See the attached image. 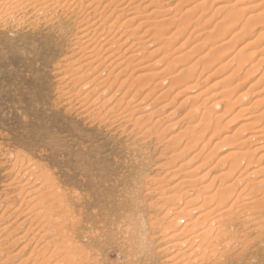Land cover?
I'll return each instance as SVG.
<instances>
[{"label":"rangeland","instance_id":"1","mask_svg":"<svg viewBox=\"0 0 264 264\" xmlns=\"http://www.w3.org/2000/svg\"><path fill=\"white\" fill-rule=\"evenodd\" d=\"M155 1L153 3L152 0L151 4L153 5L157 2L158 6L163 5V8L166 7L167 9L166 14L156 18L153 15L146 17L148 10L143 11L141 13L143 16H141L140 20L145 25L143 23H141L142 27L138 25V29L136 28V31H133L134 33L131 31L124 33L127 37L130 34H133L134 37L132 35L129 36L126 40V42L128 41L125 45L126 48L123 47L121 49L124 51V48L125 50L128 47L131 48L128 44L135 41L140 36L139 33H142L143 30L146 31L148 28L150 29L147 30L149 32L142 34L144 38L152 36V39L150 38L151 42L155 43L152 44L153 47L145 46L146 48L141 49V53L136 57L137 59L130 60L132 63H128L130 61L127 60L129 66L124 62L121 68L110 67V69H106L108 72L102 73L103 79L106 76L107 81H109L102 85L106 89L109 88L108 96L106 97H109L111 92L116 94L110 95L114 98H121V96L124 98L126 96V99L122 100V107L127 106V108H132L134 111L130 123L125 122V124H129L126 128L123 127L124 123L112 125L111 120H109L110 123L109 121L101 120L100 117L92 113V110L88 114L85 113L84 107L80 102L71 96L73 93L64 92L66 91L64 89L69 88L66 79L68 77L63 78L64 72L59 71L68 62L78 57L74 47L78 34H80L78 29L80 18L78 16L66 11L64 14H55L54 19L50 20L44 19L42 15H36L35 17L34 12L31 13L28 10L22 20H20L19 16L9 19L0 18V264H31L33 262L30 255L32 254L31 251H34L33 248L36 247L35 251L38 252V247L43 242V240L37 241V238L30 239L33 233L27 229L29 228V223H22V220L29 213H27L29 206H23L22 210L24 212L20 213V203H22L20 195L23 193L20 194V192L18 198L14 189L7 184L14 179L19 163L23 167L28 165L33 174L39 176L40 182H48V184L54 185L58 191L65 193L68 203H72L76 197H79V204L86 205L83 213L90 220H93V225L97 228L96 236L100 237V232L102 235L101 243L98 244V253L91 251L96 254L92 255L97 257V264L101 262L102 264H173L175 258L172 257L173 261L169 260L173 252L165 250V245L170 241L168 242V239L165 238L168 232L162 234L164 226L177 206V209L180 210L185 207L187 209L198 207L201 204L200 198L194 200L196 191L187 192L188 194L190 193L188 196L185 193L188 187H186L187 184L178 183V178L185 176L196 178L197 173L200 176V174L206 172L208 174L201 176V180L197 176L195 184L199 186L202 183L211 182L221 171H226V169L221 168L223 167L221 164L224 161L232 160L233 156L229 155L231 149L236 147L235 145L240 138L247 137L246 135L250 134V126L239 128L244 115L250 110L258 109L263 116H260L262 118H258L257 121L260 119L264 120V114L261 112V110H264V0ZM200 1L201 3H198ZM193 4H196V6H193ZM157 19H163L159 22V24L162 23V26L153 25V21ZM146 20L147 24L145 23ZM149 22H152L151 25ZM209 30L210 33H208ZM159 31L160 35H158ZM126 35H124V38H126ZM249 42L251 45H249ZM246 43H249L247 44L248 47L245 45ZM156 48L158 49L157 51L155 50ZM121 49L119 51L117 49L120 54ZM151 50H155V53L152 51L153 54L151 52L149 54L148 52ZM239 52L242 55L249 52L248 56L251 57H243L244 55L242 56ZM65 56L66 59H64ZM139 57L143 60L141 61ZM157 58L161 59L157 63L160 66H149ZM118 60L119 62L123 61V58ZM135 60L139 61L140 64L134 65L136 63ZM241 63H244L245 66H241L243 65ZM145 64L146 69L143 66ZM141 66L143 68L140 70L139 67ZM154 66H158L160 69L164 68L162 70L165 76L163 75V80L160 82L161 85L154 78H137L136 75L140 74L143 69L149 71ZM189 66H192V70ZM124 67H126L125 73L123 72ZM185 67H188L186 71ZM242 68H248V72L246 73L247 75L245 74L237 80L238 87L235 89L230 87V91L224 88L225 92H223L224 85L229 81H233ZM120 69L123 71L121 72ZM165 69L167 71L164 72ZM187 70H195L193 71L195 74L193 75L189 71L190 75ZM119 72L121 74H118L117 82L114 78ZM177 73L178 76L176 77ZM94 75L95 73L91 77ZM179 77L182 78V82H180ZM121 79L123 86H121ZM226 81L228 82L226 83ZM145 82L147 83L145 84ZM127 89L128 91H126ZM63 92L68 94L69 98ZM123 92L127 95L123 94ZM221 93L224 96L225 94L227 95L224 97ZM239 93H242V97H238ZM70 96L72 99H70ZM131 97H133V100L130 99ZM212 99L217 101H215L217 103L216 106H210ZM127 100H129L130 105H126L125 101ZM136 104L139 105L136 107ZM140 104L146 107L150 104V107L147 108L148 112L146 110L147 114L150 115L135 121L136 115L140 113L142 115L144 107ZM156 105L158 108H156ZM192 105L200 107L199 112L196 107V116L189 111L190 109L195 111V108H191ZM188 107L189 110L187 112ZM211 107L213 111H211ZM241 107H243L244 113H238L239 109L241 112ZM244 107H247V110L249 108V110L245 111L246 108ZM204 110L207 111V114H210H208L210 117L209 121L203 117L202 111ZM89 114L93 116L91 117ZM100 115L103 116L102 113ZM185 115L190 117L185 118ZM193 118L195 119L193 120ZM188 119H191V122ZM211 119L212 123L214 122L213 126L216 128V132L212 123H208L211 122ZM204 120L207 121L206 124H204ZM187 121L191 125H197V123L199 125H197V128L191 126L190 130H188L185 126ZM134 123H137V125H134ZM259 123L257 122L258 125L256 124V126H261L264 121ZM209 124V128L214 131L204 127L206 130L209 129L208 132L205 129L202 130L204 136H202L203 134H198V131L195 132L197 129L201 131L204 125L207 127ZM183 128L184 133L182 132ZM191 130L192 134L190 133ZM202 131L199 133H202ZM194 132L196 137H194ZM171 135L177 136V140H179V135H181L180 138L187 136L179 140L185 141L181 143L183 145V147L181 145L183 155L178 156V158H171V154L175 153L173 149L178 145L176 144L175 146V143H168L167 138ZM189 135L194 138H190ZM225 135L229 137H224ZM197 136L198 138L200 137L201 141L197 139ZM189 138L191 140L196 138L197 142L199 141L196 143L197 145L195 144V147H192L194 144L190 146L192 141ZM186 140H189V143ZM249 141L243 144L244 147L255 146L254 141L250 143ZM193 142L195 143V141ZM187 144L191 148L188 147L189 152L187 151ZM178 150H181V148ZM196 153L198 155H193ZM255 154L258 155V152ZM248 160L236 163V167L238 166L240 170L234 173V178L236 176L240 177V175L241 177L245 176L246 172L242 173L241 171L249 168L245 166L246 162L252 165L256 164L255 159L252 162ZM261 162L264 163V159H261ZM12 163L13 166H11ZM157 165L158 167H156ZM247 165L249 164L247 163ZM243 166L247 167V169ZM183 172H188V174ZM17 175L21 176L20 174ZM19 176L16 177L19 178ZM246 178L242 177L243 181L240 182L241 184L235 187L236 192L232 197H229L230 202L237 198V192L243 199L238 198L241 203L248 199L246 197L250 193L254 196V193L252 194L253 189H245V192L251 191L248 196L244 189L240 190L246 183L250 185V183H253L252 180L256 179L253 176ZM23 181L25 182L26 178H23ZM218 181L213 184L211 182L212 185L209 189L214 190L217 188V184L220 183ZM249 181L251 182L249 183ZM40 182H38V186L41 185ZM239 190L242 193L241 195ZM183 191L186 195L182 194ZM175 193L181 194L178 197L180 200L174 199L177 196ZM243 193L245 194L243 195ZM173 194H175L174 200L171 197V195L174 196ZM166 195H168L169 201H165ZM187 197L191 198H189L190 202ZM159 198L160 200H158ZM211 199L216 200V197H211ZM168 207H171V210L167 214L165 211L169 209ZM200 209L198 208V211L190 214V217L195 219L196 213ZM232 211H235L234 207L231 208ZM213 214L215 215V213ZM148 216L151 217L149 218ZM131 218H138V221L131 220ZM240 219L243 218L232 220L234 223L231 221L230 223H232L233 229H235L234 226L237 228V233L239 234L236 235H239L238 238L235 235L232 237L235 240H239L240 244L242 243L240 246H245L244 248L242 247L243 252H241L239 244L235 243V240H231V237V241L226 239L227 242L230 241L229 247L221 244L226 240L219 244L217 243L218 255L216 257L220 256L219 258L212 257L213 260L210 259L212 261H204L203 264H210L211 262L213 264L214 261V264L264 263V260H260L261 258L257 259L256 252L253 250L256 248V243L260 238L257 230H255L256 227L249 222H247L249 225L247 223L239 225ZM150 221H154L153 223L156 225L153 224L150 227ZM130 222H137L138 227L135 229L130 228ZM185 222L186 220L182 223L180 222V225ZM118 223L120 224L119 228L116 227ZM230 223H227L226 227L232 228ZM141 227L144 230L148 228L146 229V233H148L147 239L141 238L140 241H132V231ZM121 229L122 231L119 233L118 230ZM233 229L231 230L235 231ZM240 230H244V235ZM255 235H258L259 238L255 237ZM243 236L244 238L240 241ZM245 237L249 241H246ZM129 241H131L132 246H128L127 243ZM122 243L125 245L124 247ZM233 244L237 247L235 248ZM193 245L192 249H195L198 243ZM221 246L224 248L222 247L221 249ZM130 247L131 249H129ZM17 251L19 253L16 254L15 252ZM236 252H241V256L238 253L237 255ZM224 253L226 254L224 255ZM29 255L31 258L28 261L25 257Z\"/></svg>","mask_w":264,"mask_h":264},{"label":"bare ground","instance_id":"2","mask_svg":"<svg viewBox=\"0 0 264 264\" xmlns=\"http://www.w3.org/2000/svg\"><path fill=\"white\" fill-rule=\"evenodd\" d=\"M151 1L150 0H0V18L1 19H3V18L9 19V18H13L14 16H17V17L19 16L20 20H22V19H24L25 14L27 13L28 10H30L31 13L34 12L35 17H36V15H42L44 17V19L47 18L50 20L54 19L55 14H57V13H63L64 14V12H66V11H67V13L69 12L70 14H74L75 16H78L80 18L79 27H78L80 34H78L79 36L77 37V42L75 43L76 45H74V47L76 48V53L78 54V57L76 56L77 57L76 59L73 58L75 60L68 62L67 65L63 68L64 70L62 69L59 71V72H64L63 78L68 77L66 79H67V84L69 85L70 89L66 88V89H64V90H66L64 92L68 93V94L73 93V94H71V96H73L74 99H76L80 102V104L84 107V108L83 107L82 108L85 110V113L88 114V112H90L92 110V113H94L97 117H100L101 120H104L105 122H108L109 120H111L112 125H115V123H117V124L124 123L123 127L126 128L129 125L127 123H130V120L132 119L131 117L134 114L133 113L134 111L132 108H127V106L122 107V104H123L122 100L126 97L125 95H127V94H125V92H123V94H125L124 98H123V96H121V98L115 97L116 98L115 99L113 96H110V95H116V94H113L112 92L110 94V92H109V94H110L109 97H106V96H108L107 92L109 91L108 90L109 88L106 89L102 86L107 81L106 76H104L105 78L103 79L102 73L105 72L107 68L110 69V67H112V68L116 67L115 69H117V67L121 68V66L123 65L124 62H126V64L129 66L128 63H132L131 62L132 60L137 59L136 57L138 56L139 53H141L140 52L141 49H144L145 46L146 47L152 46V44L154 43V42L153 43L151 42L152 36L150 37L148 35L149 38L145 37L146 38L145 39L143 34H142L144 32H149V31H147V30H150L149 28L146 31L143 30L142 33H139L140 36L135 41H133L131 43L132 45L128 44L129 46H131V48L128 47V48H130L129 50H128V48H127V50H125V48H126L125 45L128 42V41L126 42V40L129 36H131V35L133 36V34L128 35V37L126 34H124V33L130 32V31L132 33H134L133 31L136 28L138 29L137 26L141 25V23H143L140 20L141 16H143V15H141V13L143 11H145L146 9L148 10V12L146 13V17L153 15L156 18V17H159L161 15L166 14L165 13L167 11L166 7L163 8V5L158 6V4L156 2L157 0L155 1L157 5L156 4L152 5ZM153 3H154V0H153ZM198 3H201V1ZM196 4H193V6H196ZM193 6H191V7L193 8ZM175 7H176V5H175ZM192 8H190V9H192ZM169 9H170V7H169ZM186 11H188V10H186ZM167 15H168V13H167ZM68 16H69V14H68ZM17 20H19V19L17 18ZM162 20L157 19V20L153 21V25L154 26H156V25L162 26V23L159 24V22ZM135 23H136V25L134 26ZM145 23L146 24L148 23L147 20ZM149 23L151 25L152 22H149ZM141 27H142V25H141ZM150 27H152V26H150ZM208 33H210V30ZM193 34H194V32H193ZM124 35H126V38H124L125 37ZM144 35H146V34H144ZM158 35H160V31H159ZM154 36H156V35H154ZM158 37H160V36H158ZM167 38H168V36H167ZM157 42L159 43V41H157ZM117 43H119V44H117ZM249 43H246L245 45H247ZM224 44H225V42H224ZM249 45H251V43ZM123 47H125L124 51L121 49ZM180 47H181V45H180ZM247 47H248V45H247ZM117 49H118V51H119V49H121L123 51V53L120 50V52H121V54H120L117 51ZM155 50L157 51L158 49L156 48ZM155 50L154 51L151 50L148 53L150 54V52H151V54H153V52L155 53ZM239 53L241 54V52H239ZM248 54H250V53L246 52V53H243L244 56L242 54L241 55L243 57H246V56H248ZM67 56H69V55H67ZM248 57H251V56H248ZM119 58H123V61L119 62V60H118ZM64 59H66V56ZM140 59H138V60L140 61ZM157 59L153 63L151 62L152 64L150 63L149 66L158 65L157 63H158V61L160 62L161 59H158V60ZM127 60H129V61L131 60V61L127 63ZM142 60L143 59H141V61ZM247 60H245V61H247ZM117 61H118V63H117ZM139 61L135 60L136 63L134 65H139L140 64ZM261 61H262V59H261ZM244 63H241V64H243L241 66H245ZM143 66L146 69V64ZM143 66L139 67L140 70H141V68H143ZM158 66H160V64ZM158 66H156V67L154 66V68H151V70H149V71H146L143 69L140 74L136 75L137 78H139V79L154 78L157 80L158 84L161 85L160 82H161V80H163V75H164L162 69H164V68L160 69V67H158ZM163 66L166 68L165 65H163ZM125 68L126 67H124V71L120 69L121 72L123 71L125 73ZM187 68L188 67H185V71ZM182 69H181V71H182ZM191 70H192V68H191ZM165 71H167V70L165 69L164 72ZM189 71L190 70H187L188 74H190V72L193 73V71H195V70L190 71V72ZM106 72H108V70ZM247 72H248V68L247 69L242 68L240 70V72L238 73L237 77L233 81H229V82L226 81V83L227 82L228 83L226 85H224L225 87H223L222 91L224 90L223 92H225L224 88H227L228 89L227 91H230V87H231V89H235L236 87H238L237 85H239V84H238L237 80L242 78V76L245 75ZM94 73H95V75L93 77H91V75ZM96 73H98V74H96ZM178 73H177V75H175L176 77L178 76ZM180 73H182V72H180ZM110 74L112 75V73H110ZM113 74H114V72H113ZM118 74L120 75L121 73L119 72V73H117V75H115L116 78H114V79H116V81H117ZM194 74L195 73H193V75ZM183 75H184V73H183ZM185 76H186V73H185ZM185 76H184V78H185ZM193 77H191V78H193ZM179 79H180V82H182L181 81L182 78L179 77ZM193 79H195V78H193ZM124 80H125V78H124ZM120 81L122 82V79ZM173 81H174V78H173ZM184 81H185V79H184ZM191 81H189V82H191ZM107 82H109V81H107ZM221 82H222V80H221ZM146 83L147 82H145V84ZM154 83H155V81H154ZM65 84H66V82H65ZM121 86H123V82H122ZM190 86H192V85H190ZM64 87H66V86H64ZM130 89H129V91H131ZM126 91H128V89ZM164 92H165V90H164ZM130 93H128V94H130ZM227 93H229V92H227ZM68 94H65V95H67L66 97L69 98ZM215 94H216V92H215ZM215 94H214V96H215ZM221 95H223V94L221 93ZM226 95L227 94H225V96ZM228 96H227V98H228ZM238 97H242V93H239ZM189 98H191V97H189ZM70 99H72V97ZM130 99L133 100V97H131ZM215 101L213 100L210 106H216L217 101L216 102ZM125 103H126V105H130L129 100L125 101ZM138 105L136 104V107ZM143 105H141V106H143ZM149 105H147V106L150 107ZM69 106H70V104H69ZM143 107H144L143 111L141 110L142 115H141V113L139 115H136L135 121H139V119H141V117H145L146 115L147 116L150 115V114H147V112H148L147 108L148 107H146V106H143ZM162 107H163V105H162ZM196 107H197L198 112H199L200 107L194 106V105H192L191 108L192 109L195 108V111L191 110V109L189 110V107H188L187 112L189 110L193 115L196 116L197 115ZM156 108H158L157 105H156ZM244 108H246L245 111L249 110V108L247 110V107H244ZM205 109H207V108L205 107ZM241 109H242L241 112H240V109H239V112L238 111L237 112L238 113H244L243 107H241ZM146 110H147V112H146ZM208 110H209V108H208ZM211 111H213L212 107H211ZM263 111L261 110V112L264 114ZM206 112L207 111L204 110V111H202V114H203V117L205 119H207V121H209L210 120V117L208 116L209 113L207 114ZM259 112H260V110H258V109L253 110V111H251V110L248 111L247 114L244 115V119L240 122L239 128H245L247 126H250V129H251L250 134L248 133L249 135H246L247 137L240 138L239 142H237L235 145L236 147L231 149V152L229 153V155L233 156L232 160L230 159L231 161L230 160H228L226 162L224 161V163L221 164V165H223V167H221V168L226 169V171H221V173L219 175H217L215 178H213L211 180L212 184L215 183V181L219 180L218 183L219 182L220 183L217 184V188H215L214 190L209 189V188H211V185H212L210 181H209V183L207 182V183L200 184L201 186L196 185L195 182H197L196 179L198 178L197 176H199L198 173H197V176H195L196 178L187 177V176H185L183 178H178V181H177L178 183H180V184L186 183L187 184L186 187L188 186L185 193L191 192V191H196L195 192V199L194 198H192V199L196 200V198L197 199L200 198L199 200L201 203L200 204L201 207L198 206V207H194V208H190V209H187L185 207V208L179 210V209H177L178 206L177 207L175 206L176 209L174 211H172L173 213L171 215V218H169V220H167L166 225L164 226L162 234L164 232H166V233L168 232L165 235V238L168 239V242L170 241L169 243H167L165 245V250H171L173 252V255H171L170 256L171 258H169V260L170 259L172 260V257L175 258V261L172 260L173 264H181V263L182 264H203L204 261L208 262L210 259L213 260L212 257L215 258L216 255H218L217 254V252H218L217 251V248H218L217 243L219 244L221 242H224L226 239L230 240L231 237L234 235L236 236V238H238L239 235H236V234H239V233H237L236 226H234L235 229H233L232 223H234V222H232V220H236L239 218H243V219H240L241 221L238 222L239 225L240 224L244 225V223L246 224L247 222H249L251 225L256 227L255 230H257L260 238L258 237V235H255V237L257 236V238H259V239H258V242L256 243V248L253 250H255V252H256L257 259L261 258L260 259L261 261L264 260V163L261 162V159H264V123L262 124L263 126L262 125L256 126L257 122L259 123V122L264 121V120L260 119L261 121L260 120L257 121L258 118H262L260 116H263ZM101 113L103 114V116L100 115ZM149 113H151V112H149ZM185 116H186L185 118L190 117L188 115H185ZM218 116H220V115L218 114ZM194 119L195 118H193V120ZM190 120L191 119H188L189 122H191ZM188 121L185 124V126L188 130H190L189 128L191 126L194 128H197L198 127L197 125H199L197 123V121H195L197 123V125H191L190 123H188ZM207 121H205V123L204 122L203 123L206 124ZM125 122H127V123L125 124ZM109 123H110V121H109ZM208 123H212V119H211V122H208ZM213 123H212V126H213ZM134 125H137V123H134ZM185 126H184V128H185ZM204 127L209 128L210 124L207 127L204 125L203 129H201V131L205 129ZM184 128H183L182 132L184 131ZM199 128H201V127L199 126ZM209 129H207V130L205 129V131L208 132ZM213 129L216 132L215 126H213ZM192 130L190 131V133L192 132ZM199 130L197 129V130H195V132L198 131V134H203V131H202V133H199V132H201ZM210 130H212V129H210ZM214 130H212V131H214ZM123 131H124V129H123ZM195 132H194V137H196ZM198 134L196 133V135H198ZM211 134H212V132H211ZM213 134H215V133H213ZM180 136L181 135H179V140L181 138L184 139L187 137V136L185 137L182 135L184 138L183 137L180 138ZM202 136H204V134ZM192 137L193 136H190V138H192ZM224 137H229V136L225 135ZM176 138H177V136H174V135H171L170 137L167 138L168 143H170V144L175 143L174 144L175 146H176V144H178L177 147L174 148L175 150L172 148L173 151H175V153L171 154L172 157L170 155L171 158H173V157L178 158V156L183 155V150H182L183 145L181 143L182 142L184 143L185 140L179 141ZM197 139L199 141H201L200 137L198 138V136H197ZM197 139L196 138H195V140L190 139V141H192V143L190 142V146H192V144H194L192 147H195V144L199 142V141L197 142ZM249 140H252V141H249ZM186 141H188L187 143H189V140H186ZM193 141H195V143ZM248 141H249V143L254 141L255 146L247 147V148L244 147L243 144L247 143ZM185 144H186V142H185ZM181 145H182V147H181ZM186 146L188 149L187 151L189 152L190 147L188 146V144ZM204 146H206V145H204ZM180 148H181V150H178ZM196 152L198 153V151H196ZM256 152H258V155L255 154ZM197 153L193 154V155H198ZM199 153H200V151H199ZM254 159L256 160L255 161L256 164L252 165L251 163L246 162L245 166H247L249 168L247 169V167L245 168L243 166L247 170L244 169L245 171H241V172L242 173L246 172V174H245L246 177L253 176V178H256V179L252 180V182H253L252 184L250 183L251 181H249L251 186L245 182L246 183L245 186L240 188V190L244 189V192H245V189L246 190L247 189H251V190L253 189L252 194L254 193L253 194L254 196L251 195V193H250L251 191L250 192L246 191L247 196H248V193H250L249 196L246 197L248 199H246L243 196V198L246 200L241 203L240 201L243 199L239 196V194L237 192V198H234L230 202L229 197H232V195L235 194V192H236L235 187H237V185L241 184L240 182L243 181L242 177L246 178L245 176L241 177V175H240V177L236 176L234 178V175H235L234 173H237L240 170V168L238 166L236 167V163H238V162L240 163L242 161H247V160L252 162ZM172 160H174V159H172ZM15 163H16V161H15ZM247 163L251 166L247 165ZM19 164H21V163H19ZM19 164H18V169H17L18 171H17L16 175L14 176V179L11 180L12 182L10 181L7 184H9L10 188L14 189L15 193H17L16 194L17 197L19 196L20 192H21L20 194L23 193L22 194L23 196L20 195V197H22V200H21L22 203H20L21 204L20 213L24 212L22 210L23 206H25V205L29 206L27 209V213L28 212L29 213L22 220V223H25V222L29 223V228H27V229L33 233V236L30 239L37 238L38 239L37 241L43 240L42 245H40V247H38L39 250L37 248L38 252L35 251L36 247L33 248L34 251H31L32 252V254H30L32 257L31 260H33V262H31V264L32 263L33 264H97L98 263L97 257L93 256L96 254H93L92 252L95 251L96 253H98L97 252V251H99L98 244L101 243L100 241H101L102 235L100 232V235H99L100 237L96 236L97 228L93 225V223H94L93 220L92 219L90 220L83 213V212H85L84 208L86 207V205L79 204V202H80L79 197H76V199H74V201H72V203H68L65 193L63 194L61 191H58V189H56L54 187V185L48 184V182H43V183L40 182L39 176H37L36 174H33L32 170L28 167V165H27V167L26 166L23 167L22 164L21 165H19ZM204 164H206V163H204ZM228 165H229V167H228ZM11 166H13V163ZM156 167H158V165ZM12 169H14V168L12 167ZM209 169L211 170V168H209ZM241 169L243 170V168H241ZM193 170H195V169H193ZM196 170H197V168H196ZM175 171H176V169H175ZM191 172H190V174H192ZM183 173L185 174L186 172H183ZM17 174H20L21 176H19ZM186 174H188V172ZM207 174L208 173H206V172L200 174V176H199L200 180L202 178L201 176H205ZM239 174H240V172H239ZM16 176H19V178H17ZM23 178L24 179L26 178L25 182L23 181ZM41 181H43V180H41ZM38 182H40L41 185L38 186ZM174 186H178V185H174ZM196 186H198V187H196ZM152 190H153V188H152ZM156 191H154V192H156ZM176 193H177V191H176ZM185 193L183 191L182 194L184 195ZM239 193H240V195L242 194L241 191ZM245 193H243V195ZM175 194H173L174 196L171 195L172 199H173V197H175ZM189 194H188V196H189ZM176 195L177 196L174 198L175 200L179 199L178 197H180L179 195H181V194H179V195L176 194ZM211 197L212 198L216 197V200L211 199ZM165 198H166L165 201H169L168 195H166ZM169 198H170V195H169ZM189 198H188V201L190 202ZM238 198L239 199L241 198V200L239 201ZM158 200H160V198ZM211 200H213V201H211ZM228 202H230V203L228 204ZM238 202H240L241 204ZM172 203H173V201H172ZM189 205H188V207H189ZM233 207L235 208V211L231 212V208H233ZM170 208L167 211H165L167 214L170 213V210H171ZM198 208H201V209L198 213H196L195 219H193L194 217L193 218L190 217L191 216L190 214H192L194 211H198L197 210ZM252 208H254V209H252ZM172 209H173V207H172ZM16 210H18V209H16ZM16 210H14V211H16ZM232 210H234V209H232ZM213 213H215V215ZM228 213H230L231 215ZM188 215H189V217H187ZM228 215H229V217H228ZM165 216H168V215H165ZM148 217L150 218L151 216H148ZM17 218H18V216H17ZM182 219L186 220V222L183 223V225H180V222L182 223L184 221V220L180 221ZM131 220L138 221V218H131ZM120 221H122V220H120ZM230 221L232 223H230ZM153 222L150 221V224H151L150 227L153 226V224H154ZM130 223H131V225L130 226L128 225L130 228L135 229L136 227H138L137 222H133V223L130 222ZM227 223H230L232 228L226 227L228 225ZM154 225H156V224H154ZM119 226H120V224L118 223V225L116 227L119 228ZM237 227H239V226L237 225ZM117 228H115V229H117ZM146 229H148V228H146ZM146 229L144 230L143 227H141V228H138L137 230H133L131 233V240L132 241L133 240L140 241L141 238L147 239L148 233H146ZM231 229H233L235 231H232ZM238 230H239V228H238ZM98 231H100V230L98 229ZM120 231H122V229L118 230L119 233H121ZM240 231L244 235V232H243L244 230H240ZM257 232H256V234H257ZM25 233H27V232H25ZM5 235H8V234H5ZM240 236H242V234H240ZM255 237H254V239H255ZM233 238L234 237H232L231 240H235ZM243 238H244V236L240 239V241ZM257 238H256V241H257ZM227 240L221 244H223V246H228L230 244L231 240L228 242H227ZM238 241L239 240H235V243L239 244V247H241V252H243L242 249L245 246H240V245H242V243L240 244V242H238ZM246 241H249V240H247V238H246ZM110 242H111V240H110ZM243 242H245V241H243ZM28 243H30V242H28ZM197 243H198L197 247L195 249H192L194 247L193 244H197ZM127 244H128V246H132L131 241H129ZM122 245H123V247L125 246L123 243H122ZM223 246H221L220 248L222 249ZM233 246H234V244H233ZM23 247L25 249L24 245H23ZM235 248H234V250H235ZM129 249H131V247ZM234 250H233V252H234ZM230 251H231V246H230ZM220 252H221V250H220ZM233 252H231V253H233ZM238 252H236V254ZM241 252L238 254L239 255L242 254ZM15 253L17 254L19 252L17 251ZM15 253H13V254H15ZM220 254L223 255L222 253H220ZM225 254L226 253H224V255ZM1 255H2V252H1ZM30 255L28 257H25L28 261L31 258ZM11 256H12V254H11ZM229 256H231V255H229ZM219 257H216V258H219ZM235 257H237V256H235ZM206 258H207V260H206ZM212 260H210V261H212ZM214 260H217V259H214ZM25 261H24V263H25ZM218 261H219V259H218ZM22 262H20V263H22ZM214 262H213V264H214ZM100 264H102V262ZM210 264H212V262Z\"/></svg>","mask_w":264,"mask_h":264}]
</instances>
